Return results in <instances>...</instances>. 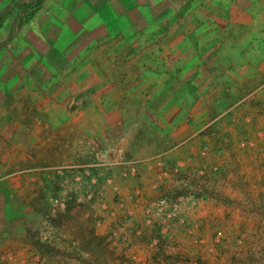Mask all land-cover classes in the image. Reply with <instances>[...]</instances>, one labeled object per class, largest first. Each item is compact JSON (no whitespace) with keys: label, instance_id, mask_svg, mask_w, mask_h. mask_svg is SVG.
I'll use <instances>...</instances> for the list:
<instances>
[{"label":"crops","instance_id":"1","mask_svg":"<svg viewBox=\"0 0 264 264\" xmlns=\"http://www.w3.org/2000/svg\"><path fill=\"white\" fill-rule=\"evenodd\" d=\"M40 7L14 13L11 54L0 58L9 69L0 68V252L34 246L16 231L12 210L18 217L35 207V194L75 190L66 185L71 174L98 172L103 190L126 194L133 180L120 175H130V163L147 189L157 183L160 161L189 155L205 96L237 64L211 59L212 33L219 46L237 48L259 33L232 39V31L249 24L244 17L264 16V0H43ZM10 194L11 203L4 200ZM234 213L255 239L253 221Z\"/></svg>","mask_w":264,"mask_h":264},{"label":"rangeland","instance_id":"2","mask_svg":"<svg viewBox=\"0 0 264 264\" xmlns=\"http://www.w3.org/2000/svg\"><path fill=\"white\" fill-rule=\"evenodd\" d=\"M31 1L33 2L0 0V10H4V14L7 15L6 21L2 22L0 19L1 59L9 58L11 54L12 38L17 29V14L14 13L25 9L27 10L25 14H30L40 9L43 4V0ZM217 5L219 4H215ZM258 7L256 6V9ZM213 12L212 9L211 13ZM243 20L249 24L241 27L237 32L232 31V39L235 37L238 39L243 32L244 35L249 31H256L259 34L244 36L241 46L237 43L238 47L233 48L231 46L233 44L229 43L219 46L218 40H213L212 33L211 59L237 60V64L227 65L226 70L229 75H226L222 81L212 83L210 97L205 96V113L198 114L203 124L197 130L194 139L189 141V155L179 157V162L167 159L163 161L169 167H177L186 174L195 175L189 179L188 187L189 191L192 189L191 195L199 202L206 199L204 201L216 205L215 208H225L227 231L234 232L229 223L233 222L235 210L242 218L253 221V226L257 229L256 238L249 240L251 237H249L248 225H243L239 232L243 235L244 241L240 245L234 242L225 243L223 248L225 254L221 257V264H264V16H259L252 22L246 17ZM217 21L219 25L216 22L212 24L219 27L222 20L217 19ZM228 38L229 35L225 37L226 40ZM0 68L2 74L9 70L8 66H0ZM234 71H237V75L232 74ZM5 82H3L4 89ZM9 102L8 98L3 106L9 105ZM202 152H205V155H202ZM159 166L162 168L160 162ZM85 172L89 173L88 178L85 179L84 176L81 180H76L80 176L77 175L78 173ZM78 173L73 177L71 174L66 185H76L73 187L76 189L81 181L85 186L98 187V207L95 215L102 220L111 217L110 205H115L118 201L122 203L128 201L129 191L141 185L133 180L131 183L134 187L128 188L126 194L115 190L108 193L100 187L105 181L103 175L96 172L92 176L86 169ZM142 185L144 186L143 182ZM86 196L77 189H65L64 193L35 194V207L21 210L18 217L14 216L16 211L12 210L10 219L19 220L16 229L18 234L29 235L34 240V235L40 234H47L57 239L60 236L57 233L63 228L73 238L79 237L81 247L85 251L83 258H80L83 264H110L107 243L95 237L88 208L78 210L75 207V203L84 200ZM28 197L33 199V195H19L18 201H25L24 198L28 199ZM15 198V194L4 195V200L9 203ZM63 201L67 202L66 212L60 211L57 207V204ZM46 221L51 222L57 233L43 229ZM33 229H39V232ZM99 231L105 233L106 226H100ZM17 232H13L14 234L10 236H18ZM91 236L92 239L94 238V243ZM241 246L245 251L242 252L244 256L240 252ZM196 248L198 251L203 250ZM51 249L57 251L56 248ZM87 254L88 256L84 257ZM226 255L227 257H224Z\"/></svg>","mask_w":264,"mask_h":264},{"label":"built area","instance_id":"3","mask_svg":"<svg viewBox=\"0 0 264 264\" xmlns=\"http://www.w3.org/2000/svg\"><path fill=\"white\" fill-rule=\"evenodd\" d=\"M106 150L110 151L111 147ZM160 164L162 168L157 183L146 189L140 180L137 164L130 163V175L121 173L120 179L126 182L132 179L141 185L129 191L127 203L118 201L110 205L111 217L106 220L95 215L98 187L85 186L80 181L76 189L87 196L84 200L79 199L81 201L76 202L75 207L78 210L88 208L95 237L107 243L110 264H221L225 242L234 239L240 245L244 241L239 226L234 221L229 223L234 232H228L224 209L215 208L216 205L204 201L206 199L195 200L188 187L190 177L195 176L193 173L186 174L163 161ZM77 175L80 176L76 180L90 176L87 172ZM173 182L180 187L162 188V185H172ZM64 201L57 204L62 212L67 210ZM102 225L106 226L105 233H99ZM43 229L57 233L50 221L44 222ZM33 230L39 232V229ZM57 234H60L57 239L47 234L34 235L38 243L56 248L57 256L43 254L35 246L26 245L0 252V264H83L80 258L85 251L80 242L63 228ZM196 247L203 250L198 251Z\"/></svg>","mask_w":264,"mask_h":264},{"label":"trees","instance_id":"4","mask_svg":"<svg viewBox=\"0 0 264 264\" xmlns=\"http://www.w3.org/2000/svg\"><path fill=\"white\" fill-rule=\"evenodd\" d=\"M34 239H31L32 243L34 244V246L41 251L43 254L49 255V256H53V254H55L54 250H52L49 246L47 245H42L39 244L38 242H36ZM94 243V241H92Z\"/></svg>","mask_w":264,"mask_h":264}]
</instances>
